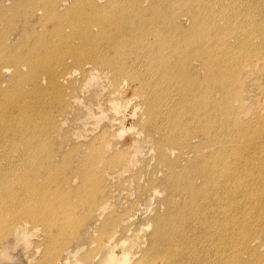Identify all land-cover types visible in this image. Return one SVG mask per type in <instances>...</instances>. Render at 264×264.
<instances>
[{
    "label": "bare ground",
    "instance_id": "obj_1",
    "mask_svg": "<svg viewBox=\"0 0 264 264\" xmlns=\"http://www.w3.org/2000/svg\"><path fill=\"white\" fill-rule=\"evenodd\" d=\"M7 1L10 0H0V78L2 70H13L14 75L11 77V81L6 87H1L0 81V101H3L4 98L6 100V109L0 110V120H7V118L9 120L14 115H12V113L16 112L17 117L15 118L14 116V120L18 119L17 122H19V124L16 123L14 128L18 139L10 138L13 142L15 141V143L12 142L8 145L9 147L0 145L1 148L6 149H1L2 151L0 153L2 157L9 155L7 148L10 149V147L15 146V144L17 145L15 151L17 150L19 155H21L23 148L21 146H26V142H28L26 137L27 133H36L42 128L38 124V121H35L36 116L42 117L43 115H47L49 123L52 124L54 114H50V109H41L40 106H42V102H40L41 100H39V98L30 100L27 94L28 91H32L34 94L43 97L51 93V87H54L53 92H55L58 104H60L62 100L65 101V99H63V94L65 96L66 88H69V93H75L76 86L73 87L75 83L72 82L75 72L72 70L76 69L74 68L76 65L79 67L82 65H91L92 68L85 69L87 71L101 70L100 72L103 76H106L105 74H110L114 78L125 77L127 79L131 78L134 81V71L129 70L131 64H122V60L119 58H108L106 55L109 54L99 53L98 49H100L102 45L105 47L113 46L115 50L118 53L121 52L122 55L131 54L130 49L135 47L138 54L140 53L144 59L151 47L146 39L149 40L153 37L154 44L151 47L152 52L150 55H152L155 62L165 67L167 65L168 71H171L174 76L177 75L180 79L182 78L184 85H190L189 87L187 86L188 90L193 86L195 88L194 91H197L194 95L203 93L208 95L211 91L210 80L213 78L211 77V72H213V67L211 66L212 49L206 44L204 50L198 53L197 51L200 47H195L198 49H195V52L193 51L194 54H190L189 52L185 60H181V54L178 53V47L182 42H186L192 47L196 43L197 45L203 46L207 34L206 32L204 33V29L201 25L204 26V22L209 23V19L207 16L205 17V8L203 10L201 8L202 5L196 4L192 8H185L184 11H186V14H189L190 22L188 26L184 27L180 22H177L176 14L173 11H171L173 12L171 14L165 11L168 9V6L160 9V6H158L159 4L156 5V2H151L143 6L144 0H105L104 2L100 0H11L10 6H4L2 2L7 3ZM175 1L177 0L170 2L174 4ZM263 3L261 5H263ZM239 4L241 3H238V5ZM257 5L259 4H256V6ZM212 8L214 9V7ZM202 13H204L203 16L201 15ZM225 18L227 17L225 16ZM225 21L227 22V19ZM22 24L26 25L22 26ZM27 24H29L28 28H26ZM67 30L70 32H67ZM93 30L96 32V37L93 36ZM205 30L207 29L205 28ZM218 32L221 33V30ZM218 32L216 31L217 34ZM225 32L226 31H224V33ZM235 35L237 34L235 33ZM193 36L195 37L194 40H192ZM213 37L214 39L216 38L215 36ZM230 37L232 39V36ZM197 39L200 41H197ZM77 40L78 42H76ZM221 40L222 39H220V41ZM223 46L225 47L226 45ZM165 48L168 49L167 54L163 52ZM230 49L232 50V48ZM216 50L217 49H215V51ZM184 52L181 51V53ZM229 52L230 50L227 53L229 54ZM234 52H236V50ZM220 55L221 54H219L218 57ZM66 59H70L71 64H68L65 61ZM191 61H199V67L192 66ZM254 61L258 60L255 59ZM179 62H184V66L186 65L185 69L183 68V70H181V66H178ZM219 64L217 66H219ZM223 68L221 67L222 70H224ZM22 70L24 72H22ZM86 70H82L85 76ZM201 70L203 73H200ZM42 78L46 79V87L42 86ZM217 78H219V76ZM214 79H216V77ZM113 81L114 79L110 78V82ZM135 82L136 81H134V87L138 89L139 84L137 85ZM137 82L139 81L137 80ZM86 84L87 81L84 80L81 83L79 91H81ZM219 85H221V82ZM224 85L220 87L223 90L225 88ZM239 85L237 87H239ZM26 86H29V88H25ZM212 89H214V87H212ZM201 91H203V93H199ZM189 92L191 93L192 91ZM221 92L223 93V91ZM69 93H67L68 97ZM96 93L99 94L100 91L96 90ZM207 95L201 98V100L197 99L198 101H193L198 109L196 114L194 113L195 111H192L195 114L192 119L196 121L194 120L192 122L194 124H192L193 126L190 128L184 127L181 130L182 126H178L176 114L171 107L161 114L160 105H157L154 97L149 94L145 101H148L146 109L151 117L140 124L142 128L145 126L147 130H145V132L135 133L128 144L124 145L122 143V145H120L108 139V124H103L100 129L102 130L100 134L102 144L93 137V129H90L88 133L82 135L74 133L73 135L71 134L72 136L69 135V137H65L63 143L69 145L67 147L68 152L65 153L61 149V163L56 164L58 165L57 170H48L47 177L48 179L58 181L60 184L66 181L68 182V180L72 178V183L79 185V190L77 189L76 195L74 194L76 198L75 202L71 200L72 196L65 190V187L61 189V194H59V196L55 195V193L47 187V189H43L31 183V179H34L36 174L16 175L12 170L13 167L10 166L13 160H9L8 158L3 159L6 162L3 169L1 168L2 165L0 166L1 206L4 205V208L8 206L6 211L13 209L12 211H16L19 217L24 218L19 220V223L15 222V226L21 225V222L25 223V218L30 220L33 224L40 223L44 226V229L48 231V235L45 238V243L48 248L47 251L45 250L47 252L45 260L46 263L48 262L50 264L70 263L67 257H63V252H70L68 250L61 252V248H59V246L66 245L68 242H57V240L58 238L65 239V235L61 234H63V232L67 233L65 232L66 230L63 231V229H65V225L69 223H67V221H71V219L65 217L59 218L56 215L53 207L57 204L60 208L69 212L74 209H82L83 217H89V220L94 223V229L99 226L103 230V233L106 231L110 232L108 234L110 237L119 235L124 238L120 239V241L124 240V243H122L123 245L115 247H107L105 240L98 241V252H94L93 255H91L93 252H86L81 258L85 261L84 264H237V259L240 257L236 249V243L238 242H236L237 239L234 240V238L231 237L236 231L234 230V213L238 205V203L236 205V202H238L236 196H242L248 200L253 194L247 183L249 179L242 180L240 170L238 171L236 164L238 165L239 160V165H241L243 173L246 174V172L249 171L251 166L249 165L250 161L248 156H250V154L248 153L249 155L245 156L246 153L244 149L247 147L256 148L258 146L259 149H261L259 139L262 136V131L261 133L258 132L257 127L256 135L253 134V136H250L253 132L249 131L251 128L246 127L245 123L248 122V118L245 119L247 112L243 107L247 96L242 97L240 93V99L238 95L237 97L234 95L236 101L239 102H236L238 105L235 110L231 104L233 96H228V100H226V111L229 115H226V117L228 116L229 119L226 120V117H224L227 123V128L225 126L226 133L222 131L223 134H220L221 131L219 130L220 132L216 134L214 131V123L220 122L218 119L219 111L217 112L214 106L213 98ZM225 95L228 94L226 93ZM191 97L194 98V96ZM2 101L0 105L1 103L3 104ZM22 101L27 102L19 107L18 103ZM146 102L144 103L145 105ZM221 103L223 104L222 101ZM63 105H65V102ZM216 106H220V103ZM3 108H5L4 105ZM27 108H30V111H28ZM62 108H65V111L60 108L61 111L64 113L68 112L66 107ZM225 108L226 107H224V109ZM108 109H112V106L109 105ZM185 113L187 112H184V114ZM102 114L103 112L101 114H95L98 118L95 120L94 126L98 119L103 117L101 116ZM221 114H223V112H221ZM142 115L146 114L143 113ZM261 115L262 114H260V116ZM158 119L160 121L157 122ZM256 121L262 120L260 118V120ZM188 123H190V121ZM220 123L219 126L221 125ZM262 123L263 122H261V125ZM124 125L125 121L122 120L121 127L119 128L121 130L119 135L123 131L128 130ZM6 126L3 127L5 132L12 131L11 126ZM0 131L3 132L1 124ZM4 142L5 141H1L0 144ZM6 143L8 144V142ZM30 143L31 141L29 144ZM144 148H146V150ZM87 149L90 151L89 153L86 152ZM131 150H134L135 154L132 153L133 151L131 152ZM138 151L140 153V158H142L147 151L150 153L153 152L155 157L140 161L136 157ZM35 154L36 153L33 152L28 156L32 160ZM48 158L47 161H49ZM20 159L21 157L17 156L15 159L16 163L22 164ZM137 163H140V165L138 166ZM157 164L160 165L158 166ZM6 165H9V167L7 166L8 169H5ZM49 165L55 166V163L50 161ZM254 168L255 166H253V169ZM262 169L263 168H261V170ZM4 170L6 173H4ZM55 172L57 173L55 174ZM72 175L73 177H71ZM11 176H16V181L9 182L7 180L2 183L4 177L9 179ZM27 179L31 185H28L29 183L23 185L27 182L25 181ZM142 179L143 182L140 183ZM132 181L138 182L135 188L139 189L140 192H138V196L133 202L128 201V206L121 208L115 202L114 193H116L117 189H120V191L124 189L129 190V185L126 188V183ZM238 182L244 186L242 185L241 187ZM20 187H26L28 189L27 197L21 195V191L18 190ZM239 188L241 189L237 191ZM143 195H151L155 198L154 206L158 209L153 216L145 217L146 225L151 228V232L147 237L148 245L144 248L141 246L146 240L140 237L139 232L136 234L137 228L134 220L139 215L134 205L140 197L143 198ZM262 197L263 196H261V198ZM247 204L249 205L250 203ZM110 210H114L113 217L110 220H104ZM9 216L10 215H8L5 220H0V233L2 232L0 236L4 235V239L8 236H12L13 230H15L14 224L10 226L9 222L16 221V219H10ZM243 226L245 227V225ZM17 230L23 232L22 229ZM229 233L231 236L228 237L227 234ZM250 234H252V232L246 233L243 236V239H245L243 245L246 248H248L247 243L251 239ZM17 235L18 233L15 230L14 236ZM66 236H68V234ZM224 236H226V238H224ZM235 236H237V234ZM8 238L5 241H8ZM77 239L78 241L76 244H73L71 250L74 252L75 256L81 250L80 248L86 244V241L84 242L82 240L81 235L77 234ZM57 243L58 248L56 245ZM2 245L7 244L2 243ZM221 247L224 249H221ZM78 261L79 259L76 262Z\"/></svg>",
    "mask_w": 264,
    "mask_h": 264
},
{
    "label": "rangeland",
    "instance_id": "obj_2",
    "mask_svg": "<svg viewBox=\"0 0 264 264\" xmlns=\"http://www.w3.org/2000/svg\"><path fill=\"white\" fill-rule=\"evenodd\" d=\"M100 1L104 2L105 0H100ZM145 1H146V3H145ZM153 1L152 0H144L143 6H146L148 3H151V2L152 3L156 2V5L159 4L158 6H160L159 7L160 9L168 6L167 7L168 9H166L165 11H167L169 14L174 12L176 14L177 22H180L184 27L188 26L189 22H190L189 21V14L188 13L186 14V11H184L185 8H189V7L192 8L196 4L202 5L201 8L203 10L205 8V11H204L205 17L207 16V18L209 19V23L204 22V24H203L204 26L201 25V27H203V29H204V33L206 32V34H207L205 39H204L205 41L203 43V46L197 45V43H196L192 47V46L188 45L186 42H182L183 44L185 43L186 46H185V44L183 45L182 43H180V45L178 47V53L181 54L180 59L185 60V58L187 59L186 55L189 52H190V54L191 53L194 54L195 49L197 50L200 47L197 51L198 53H200V51L202 52L204 50V47L206 44L209 46V48L212 49V50L211 49L210 50L212 53V61H213V62L211 61V66L213 67V72H211L213 76L211 75V77H213V78H211L212 81L210 80L211 91H210V93H208V95H210V97L213 98L212 100H213L214 106L216 107L217 112L219 111L218 112L219 113L218 119L221 122V123L219 122L221 125L219 126L218 122L214 123L215 124L214 131L216 132V134H217V132H220V131H221L220 134L222 133V131H223V133H226L225 132V126L227 128L226 120L229 119L228 116L226 117V115H229L228 112L226 111L227 110L226 100H228L227 98L229 95H230V97L233 96L232 97L233 99H231V98L230 99H231V102H232L231 104H232V107L234 110H235V108H237V105H238L237 103H239L238 101H236L235 96L237 97V95H238L239 99L241 98V96L242 97L247 96L246 102L243 106L244 110L247 112L245 119L248 118V120H247L248 122L245 123L246 127L251 128L249 131L253 132L250 134V136H253V134L256 135V130H257L256 128L257 127H258V130H257L258 132L261 133V131H262V136L259 139L261 149H259V146L256 148L255 147H249V148L247 147L246 149H244V151L246 153L245 156H248L250 154V156H248V158L250 161L249 165L251 166V168H249V171H247L248 173L247 172H246V174L243 173V171L241 169V165H239L240 164L239 160H238V165L236 164V166H237L236 168L238 169V171L240 170L242 180L243 179H247V180L249 179L247 183L249 184V188L251 189L253 196L251 194L252 197H249V198L247 197L249 201L246 198H243L242 196H236L237 197L236 199L238 201V202H236V205H237V203H238V205L235 208L236 214L234 213V215H235L234 230H236V231L234 234L232 233L233 236H231L230 233L227 234V236L228 237L231 236L232 238H234V240L237 239L236 242H238V243H236V246H237L236 249L238 250L237 253H239L238 256H240L238 258L239 260L237 259V262H238L237 264H246V263L247 264H254V263L255 264L256 263L257 264H264V260H263L264 259V253H263L264 252V220H263L264 219V192H263L264 191V185H263V182H264L263 181L264 180V174H263L264 173V170H263L264 169V141H263L264 140L263 139L264 138V132H263L264 131V111H263L264 110V107H263L264 106V56H263L264 55L263 54L264 53V3L263 2H264V0H262V1H260V0H219V1L218 0H215V1L210 0V2H209V0H196V2H195V0H186V1L185 0H182V1L177 0L174 2V4L172 3L174 0H169V1L168 0H157L154 2ZM170 1H172V2H170ZM199 1H202V2H199ZM11 2L12 1L10 0V1H7V3L2 2V4L4 6H10ZM185 2H186V4H185ZM194 2H195V4H194ZM238 3H241V4L238 5ZM262 3H263V5H261ZM212 4H214V5H212ZM256 4H259V5L256 6ZM236 6H237V8H236ZM212 7H214V9ZM260 7H262V8H260ZM218 9H219V11H218ZM237 10H239V11H237ZM171 11H173V12H171ZM235 11H237L238 13ZM208 12H209V14H208ZM218 12H220V13H218ZM204 13H202L201 15L203 16ZM236 15H237V17H236ZM225 16L227 18H225ZM229 17H231V18H229ZM226 19H227V22L225 21ZM212 21L214 22V25H213ZM23 25H26V24H22V26ZM28 27H29V24H27L26 28H28ZM204 27L208 31L210 30L209 33L207 30H205ZM223 27L225 28V30ZM234 27H236L237 29ZM218 29L221 30L222 34L218 32L219 31ZM216 31L218 32V34L216 33ZM224 31H226V32L224 33ZM237 31H239V32H237ZM242 31H243V33H242ZM67 32H70V31L67 30ZM93 32H94L93 36L96 37L95 30H93ZM234 32L237 35H235ZM218 35H221V36H218ZM213 36H215L216 38L214 39ZM230 36H232V39ZM194 38L195 37L193 36L192 40H194ZM207 38H209V39H207ZM225 38L228 40H226ZM229 38H230V40H229ZM220 39H222V40L220 41ZM198 40L199 39H197V41ZM146 41L148 42L149 46H151V47L153 46V44H154V38L153 37L150 38L149 40L146 39ZM76 42H78V40ZM222 42H224V43H222ZM223 45H226L227 48H226V46L224 47ZM230 45H231V47H230ZM151 47H150V51H148L149 49L147 50L148 52L146 53L144 59L142 58L140 53L138 54V51L136 50L135 47L130 49L131 54H128V55H124V54L122 55L121 52L118 53L113 46L112 47H110V46L105 47L104 45H102L100 47V49H98V52L101 54H104V53L109 54V55H106L108 58H113V59L119 58L122 60V64H127V63L131 64L129 70L134 71L133 72V74L135 75L134 81H136L135 83L137 85L139 84L138 89H136L134 87V81L131 78H128V79L125 77L124 78H122V77L114 78L110 74H105V73L104 74L106 76H103L100 72L101 70L87 71L85 69V68H92L91 65H82L80 67L76 65L74 67L76 69L72 70L75 72L74 78L72 80V82L75 83L73 85V87L76 86L75 93H72V92L69 93V88L68 89L66 88L65 96L63 94V99H65V101L62 100V102L60 104H58V99L55 96L56 94H55V92H53L54 87H51V90H52L51 93H48L47 95H44L43 97L38 96V94H34L32 91H28L27 94L30 97V100H35L36 98H39V100H41L40 102H42L41 103L42 106H40L41 109L42 108L43 109L45 108L46 110L50 109V114L51 113H52L51 115L54 114L52 124L49 123V121H48L49 118H47V115H43L42 117L36 116L37 120L35 119V121H38V124L42 127V128H40L41 130L37 131L36 133H29V134L27 133L26 137L28 139V142H26L27 143V145L25 144L26 146H24V145L21 146V147H23L21 155H19V152L17 150L15 151V148L17 146L16 144H15V146L10 147V149L7 148V151L9 152V153L8 152L7 153L9 155L2 157V154L0 153V157H1L0 158V161H1L0 166L2 165L1 168L2 169L4 168L5 162H6L3 159L8 158L9 160H13V162L10 163V166L13 167L12 170L16 173V175H24V174L35 175L36 174L35 178L31 179V181H32L31 183H33L34 185L39 186L40 188H43V189L48 188L51 191H53L55 193V195H58V196H59V194H61V189H63L65 187V190H67L68 193L72 196L71 200L73 202H75L76 198L74 197V194L76 195L77 191L79 190V187H78L79 185L73 184L72 178H70L68 180V182L66 181L63 184H60L58 181L48 179V177H47L48 170L55 171L58 169V165H56V164L61 163V160H62L61 159V149L65 153L68 152L67 147L69 145H65L63 143V140L65 137H69V135H71V134L73 135L74 133L82 135L84 133H88L90 131V129H93V131H92L93 137L95 139H97V141L100 142V144H102L101 143L102 140L100 138V134H101L102 130H100V129H101L103 124H108L109 125V127H108L109 131H108L107 138L110 140H113L115 143H119L120 145H122V143L124 145L128 144V142L131 140V137H133V135L135 133H141V132H143V131L145 132V130H147L145 128V126H143V128H142V126H140V124L143 121H147V119H149L151 117V115L147 113V109H146L148 101L147 102L145 101L149 94L154 97L157 105H160V107H161L160 113L161 114H162V112L164 113V111H166L170 107L173 109V112L176 114V117H177L178 126L179 127L182 126L181 130L184 127L185 128L192 127L193 126L192 124H194L192 122L195 120V119H192V117L197 113V109H198V107L195 105V103H193V101H198L197 99L201 100V98H204L207 94H205V93H203V91H201L199 93H203V94H199V95L197 94L198 96L194 95L197 91H194L195 88L193 86H191V89L188 90V87L190 85H184L182 78L180 79L179 77H177V75L174 76V74H172L171 71H168L167 65L165 67V66L161 65L160 63L158 64V62L154 61V58H152V55H150L152 52ZM195 47H198V48H195ZM223 48H224V50H223ZM230 48H232V50ZM238 48H239V50H238ZM215 49H217V50L215 51ZM186 50H187V52H186ZM229 50H230V52L228 54L227 52ZM235 50H236V52H234ZM167 51H168V49L165 48L163 52L165 54H167ZM181 51L182 52L185 51V52L181 53ZM249 53H251V54H249ZM219 54H221V55L218 57ZM215 55H217V56H215ZM237 55H239L241 57H239ZM250 55H251V57H250ZM245 56H246V58H245ZM255 59H257L258 61H254ZM65 61L68 64H71L70 59H66ZM153 63H154V65H153ZM191 63H192V66L199 67V61H191ZM214 64H216V65H214ZM218 64H219V66H217ZM178 66H181V70H183V68L185 69L186 65L184 66V62H179ZM223 66H224V68H223ZM260 66L261 67L263 66V67L261 68ZM52 67H55V66H52ZM219 67H220V69H219ZM221 67L224 70H222ZM258 67H259V69H258ZM260 68H261V71H260ZM82 70L83 71L86 70V76H85V74L83 75ZM231 71H232V74H231ZM22 72H24V71L22 70ZM200 73H203V71L201 70ZM227 73H229V74H227ZM235 73H236V75H235ZM13 75H14L13 70H9V69L2 70V75L0 78L1 87H6L9 84V82L11 81V77ZM201 75H203V74H201ZM218 76H219V78H217ZM215 77H216V79H214ZM222 77H224V78H222ZM230 77H234V78H230ZM110 78L114 79V81L110 82ZM84 80L87 81V84H86V86H84L81 89V91H79L81 83ZM118 80H120V81H118ZM137 80L139 82H137ZM234 81H236V82H234ZM252 81H253V83H252ZM220 82H221V85H224L226 83L224 85V87H225L224 90L222 88H220L221 87V85H219ZM239 82H241V83H239ZM256 82H258V83H256ZM41 83H42L43 87H46V79L42 78ZM129 84H130V86H129ZM238 85H239V87H237ZM212 87H214V89H212ZM25 88L28 89L29 86H26ZM96 90H99L100 93L97 94ZM189 91H192V92L190 93ZM221 91H223V93L224 92L225 93L223 94ZM67 93H69V97H68ZM226 93L228 95H225ZM240 93H241V96H240ZM189 94L191 96H194L195 99L193 97H191ZM223 96L225 97V100H224ZM220 97H221V99H220ZM261 97H263V98H261ZM44 98H46V99H44ZM176 99H178V100H176ZM219 100H221L223 102V104ZM2 102H3V104L1 103L0 110L6 109L5 98L3 99ZM26 102L27 101L19 102L18 103L19 107L22 106V104L26 103ZM64 102H65V105H63ZM66 102H67V104H66ZM145 102H146V105L144 104ZM163 102H164V104H163ZM190 102H192V103H190ZM215 103H218V104H215ZM219 103H220V106H216V105H219ZM255 104H257L259 107ZM3 105L5 108H3ZM109 105L112 106V109H108ZM194 105L196 106V108ZM62 107H66L68 112L64 113L63 111H61V109L65 111V108L63 109ZM224 107H226V108L224 109ZM27 109H28V111H30V108H27ZM261 110H262V112H261ZM180 111H181V113H180ZM192 111H195L194 112L195 114ZM102 112H103V114L101 116H103V117L101 119H98V121H97L98 123L96 122V124L94 126V122L98 118L95 114L96 113L101 114ZM184 112H187V113L184 114ZM221 112H223V114H221ZM143 113L146 115H142ZM260 114H262V115L260 116ZM12 115H13L12 118H10L9 120L7 118V120L9 122L7 120H0V124H1V127L3 129V132L0 131V142L5 141L4 143H1L0 145L3 147H6L9 144H11L13 142V140H11V139H18L17 133L14 130V128H15V124L16 123L19 124V122H17L18 119L14 120L17 117L16 112H13ZM14 116H15V118H14ZM220 117H221V119H220ZM224 117H226V120ZM250 117L252 118V120ZM38 118L41 119V123H40V119H38ZM45 118H46V120H45ZM223 118H224V120H223ZM260 118L262 121H256V120H260ZM122 120L125 121L124 126L128 130L123 131L119 135V133L121 132V130L119 128L121 127V121ZM181 120H182V122H181ZM158 121H160V120L158 119L157 122ZM187 121L188 122L190 121V123H188ZM261 122H263L262 125H261ZM4 123H6V124H4ZM50 125H51V127H50ZM222 125H223V127H222ZM4 126H6V127L11 126L12 131L5 132L4 128H3ZM122 127H123V125H122ZM253 127H255V128H253ZM30 134H32V135H30ZM255 139L258 140L257 138H255ZM261 139H263V140H261ZM16 141H18V140H16ZM30 141H31V143L29 144ZM6 142H8V144ZM13 143H15V141ZM100 144H96V145H100ZM1 149L6 150L5 148L0 147V152L2 151ZM144 149L146 150V148H144ZM260 150H263V151H260ZM33 152H35L36 154H35V157L31 160V158H29L28 155L32 154ZM86 152L89 153L90 151H88V149H87ZM131 152L135 154L134 150H131ZM139 155H140V153L138 151L136 157L140 161L152 159L155 157V154L153 152L150 153L148 151L142 156V158H140ZM17 156L21 157L20 162L22 164L16 163L15 159L17 158ZM47 158L49 159V161H47ZM50 161L54 162L55 166H50L49 165ZM259 163H260V165H259ZM137 165L139 166L140 163H137ZM157 165L159 166L160 164H157ZM7 166L9 167V165H6V167ZM253 166H255L254 169H253ZM6 167H5V169H8V167L7 168ZM261 168H263V169L261 170ZM4 173H6L5 170H4ZM56 173L57 172H55V174ZM259 173H260V175H259ZM242 174H245V175H242ZM260 176H262V177H260ZM71 177H73V175ZM256 178H258V179H256ZM7 180L9 182H14V181H16V176H11L9 179L4 177L2 179V183H4ZM25 181H27V182L24 183L23 185H27L29 183L28 179ZM142 182H143V179H142V181H140V183H142ZM136 183H138V182H136V181L127 182L126 188L129 185V190L124 189V190L120 191V189H117L116 193H114L115 202L117 205H119V207H121V208L126 207V206H128V201L133 202L137 198L138 192H140V191H139V189L135 188ZM28 185H31V184L29 183ZM242 185H241V187H242ZM262 185H263V188H262ZM255 186H256V188H255ZM252 187H254V188H252ZM240 189L241 188H239L237 191H239ZM18 190L21 191V195H24L25 197H27L28 189L26 187H20ZM254 192H255V195H254ZM24 196H22V197H24ZM258 196H260V197H258ZM261 196H263V197L261 198ZM242 198H243V200H242ZM155 200L156 199L153 198L151 195H143V198L140 197L137 200V203L134 205L135 210H137L139 213V215L134 219L136 222L135 226L137 228L136 234L139 232L140 237H143V240L144 239L146 240L144 242V244L141 246L142 248H144L145 246L147 247V245H148L147 237L151 232V228L146 225L145 217L146 216L147 217L153 216L155 214V212L158 210L154 206ZM253 202H255V203H253ZM247 203H250V204L248 205ZM3 206H1V204H0V220H5V218H7L8 215H10L9 216L10 219H16V221L9 222L10 226H12L13 224H14L13 226H15V222L19 223V220L24 219L23 217H19L16 214V211H12L13 209L6 211L8 206L5 208ZM53 209L55 210V213L59 218L65 217V218L71 219V221H69V220L67 221V223L68 222L69 223L67 225H65V229H63V231L66 230L65 232H67V233H64L63 231H61V232H63V234L60 233L61 235H65L64 236L65 239L64 238L63 239L58 238V240H57V242H65V241L68 242V243H66V245H63L64 247L59 246V248H61V252L66 251V250H68L70 252V253L63 252V254H64L63 257L68 258V260L70 262L69 264H84L85 261L82 260L81 258L84 256V254L86 252H90V253L93 252L91 255H93L94 252H98L97 251L98 250V246H97L98 241H104L105 240V244L107 247L108 246L109 247L122 246L123 245L122 243H124V240L120 241V239H124L123 236L118 235L121 238H119L118 236H116V237L111 236L110 237L108 235L110 232L106 231L105 233H103V230L99 226L96 227V229H94V223L91 220H89V217L88 218L83 217V210L82 209H74V210H71L69 212L65 209L60 208V206L58 204L55 207H53ZM259 211H261L262 214ZM113 214H114V210H110L108 212L106 219H104V220H110L113 217ZM75 217H76V219H75ZM247 223L248 224L250 223V224L248 225ZM25 224L28 225L27 231L32 233L33 236L35 237L31 241L32 248L30 250L27 248H24L23 245H21L18 242L19 241L18 239H17L18 241L16 240L15 243L13 241L15 230L17 233L21 232L20 230H17V229H22L24 231L25 230V228H24ZM239 224H240V226H239ZM243 225H245V227ZM248 226H249V228H248ZM14 229L15 230H13V235L10 237L8 236L9 238L7 237L8 241H5V240H7V238L4 239V235L0 236V260H2V264H27L25 257L31 259V264H50L48 262L46 263V260H45V257L47 254L46 251L48 249L46 246L47 244L45 243L46 242L45 238L48 235V231L44 229V226L42 224H40V223L39 224H33L30 220L25 218V223L21 222V225H16L14 227ZM35 229H39L40 231L34 232ZM249 232H252V234H250V236H251L250 240H252V241L249 240V242L247 243L248 248H246L243 245V243L245 242V239H243V236ZM1 233H0V235H1ZM67 234H68V236H66ZM77 234L82 236V240L84 242L86 241V244H85V246L80 248L81 250L75 256L74 252L71 250H72L73 244H76V242L78 241ZM236 234H237V236H235ZM69 236H71V237H69ZM224 238H226V236H224ZM2 243H6L7 245H2ZM67 244H69V245H67ZM117 244H119V245H117ZM56 245L58 248V243ZM17 247H20L21 249H18L16 251L15 249ZM37 248H39L41 250L38 256H36V251H35ZM221 249H224V248L221 247ZM33 257H35V258L32 259ZM76 259L77 260L79 259V261L76 262L77 261ZM253 259H255V260H253ZM255 261H257V262H255Z\"/></svg>",
    "mask_w": 264,
    "mask_h": 264
},
{
    "label": "clouds",
    "instance_id": "obj_3",
    "mask_svg": "<svg viewBox=\"0 0 264 264\" xmlns=\"http://www.w3.org/2000/svg\"><path fill=\"white\" fill-rule=\"evenodd\" d=\"M25 230L23 232H18V235L17 236H14L13 237V240H14V243L15 241L18 239L19 240V243L21 245H23L24 248H27V249H31L32 248V243L31 241L35 238L33 236L32 233L28 232L27 231V228H28V225L25 224L24 226ZM40 230L39 229H35L34 232H39ZM18 249H21L20 247H17L15 250L17 251ZM36 256L39 255L40 253V249L37 248L36 250ZM35 257H33L32 259H34ZM25 260L27 261V264H31V259L25 257ZM0 264H2V260H0Z\"/></svg>",
    "mask_w": 264,
    "mask_h": 264
}]
</instances>
